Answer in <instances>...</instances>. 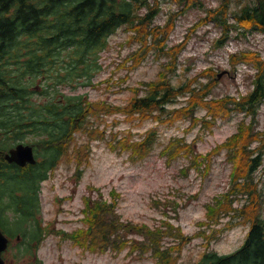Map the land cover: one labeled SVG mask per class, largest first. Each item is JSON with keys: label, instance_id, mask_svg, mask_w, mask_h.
Segmentation results:
<instances>
[{"label": "trees", "instance_id": "1", "mask_svg": "<svg viewBox=\"0 0 264 264\" xmlns=\"http://www.w3.org/2000/svg\"><path fill=\"white\" fill-rule=\"evenodd\" d=\"M171 1L183 3L182 9L169 14L164 25H157L155 19L160 13L159 0H0V109L5 110L6 101L24 99L20 95L23 90L11 84L1 63L17 42L27 55L28 76L35 79L43 75L53 84L62 85L78 78H90L87 61L93 63L96 60L109 34L126 27L132 33L131 41L138 45L137 51L132 52L127 60L128 71H133L153 50L164 52L177 18L199 2ZM228 3L229 0H222L216 8L208 10L201 21V24L214 23L223 28L219 44L227 40L230 28L244 34L253 31L264 33V0H250L249 4L243 6L235 16L236 24H231L227 17ZM185 43L169 49L172 61L167 71L160 73L155 81L141 82V86L133 91L141 89L145 94L132 98L125 105L100 102L83 105L78 98H68L65 102L56 100L42 106L46 115L41 112L45 116L39 119L36 118L41 115H35L36 110H33L28 112L25 120L15 121L8 117L0 121V212L3 210L1 205H4V208L17 214L11 227L21 229L20 225L28 224L29 235L28 242L24 241L18 250V263L6 264H42L36 256L42 238L40 221L35 217L39 210V185L62 157L75 163L74 179L80 180L83 171L80 167L89 161L90 143L93 145L95 141L105 140V130L98 123L93 125L92 118L100 122L109 116L121 115L130 124L152 121L165 126L187 121L190 129L199 125L202 130L212 132L217 119H227L234 113L243 114L250 122L242 119L236 132L207 155L196 153L195 142L189 143L178 137L166 144L161 155L166 157L167 165L183 156L187 158L190 164L184 170V175L190 169L201 171L204 168L203 171H208L213 158L222 152L232 165L228 192L220 204L215 203L216 209L211 211L210 217L213 220L209 219L206 225L210 227L213 221L222 223L221 218L224 217L231 221L222 224L220 229H212L208 235L201 231L196 236H203L209 249L224 231L237 225L248 226V232L242 245L234 252L219 255L208 250L196 264H264L263 204L259 181L255 176L260 168L264 173V131L256 128L258 109L264 101V60L253 52L230 55L232 70L239 63H247L257 69L252 89L238 97L208 98L217 84V74L212 69L206 71L210 73L209 82L201 87L192 86V82L176 87L170 81L169 75L176 71L177 55ZM70 47H73L74 62L68 63L66 68L59 65L56 58ZM62 69L65 71L60 73ZM43 91L48 92L46 88ZM55 95L57 93L53 92ZM180 98L184 99L183 104L174 106ZM198 111H204L202 118H198ZM27 128L39 135L45 132L49 136L35 144L45 150L48 157L35 166L19 169L5 163L3 151L11 141L16 140L17 134ZM76 132L87 138V144L71 145L75 141L73 133ZM10 134L12 138L8 137ZM112 139H115L114 135ZM131 139L132 135L128 133L123 140L116 142V147L119 152H128L132 162L141 161L152 153L158 133L152 128L140 140ZM235 202L240 205L234 206ZM83 213L82 227L66 233L58 230V234L96 254L107 251L119 254L127 249L130 255L136 252L140 257L153 256L155 264H178L183 248L194 239L168 223L148 228L124 221L117 212L115 200H88Z\"/></svg>", "mask_w": 264, "mask_h": 264}, {"label": "rangeland", "instance_id": "2", "mask_svg": "<svg viewBox=\"0 0 264 264\" xmlns=\"http://www.w3.org/2000/svg\"><path fill=\"white\" fill-rule=\"evenodd\" d=\"M221 1L199 0L186 9L177 18L164 52L158 53L153 50L133 71H128L127 60L132 52L137 51L138 45L131 41L132 33L126 27H120L106 37V45L99 51L93 63L87 61L88 67H78H87L86 69L90 70L88 71V74H91L90 78H78L72 83L62 85L53 84L43 75L35 79L28 76L27 55L17 42L16 46L3 57L1 63L2 70L11 80V84L24 91V100L5 102V110L0 115V121L8 117L18 121L19 114L28 117V112L33 110H36L35 115H41V112L46 115V110L42 106L56 100L65 102L68 98H78L83 105L99 102L125 105L132 98L145 94L141 89L138 92L133 91L134 88L141 86V82L155 81L160 73L167 71L172 61L169 49L185 41L184 48L177 55L176 71L169 75L173 85L177 87L181 83L192 82V86L201 87L209 82L210 73L206 71L212 69L216 74H224L217 80L208 98L219 99L246 94L253 87L257 69L244 63L236 65L232 70L229 56L253 52L264 60V33L253 31L244 34L230 28L227 41L219 45L223 28L214 23L201 24V21L208 10L216 8ZM159 2L160 13L155 20L157 25L166 23L169 14L183 7V3L171 0ZM249 3L250 0H229L227 17L231 24H236V14ZM192 28L194 29L191 31ZM56 59L59 65L67 68L68 63L74 62L73 47L62 51ZM64 71L62 69L60 73ZM46 84L49 86L45 87ZM45 88L49 93H44ZM53 92L57 93V96L54 97ZM183 102L184 99L180 98L174 106H180ZM204 114V111L197 112L198 118H202ZM242 119L250 122L249 118L240 113H234L227 119H217L212 132H208L202 130L199 125L188 128L190 124L187 121L165 126L152 121L130 124L125 122L121 115L109 116L100 122L92 118L93 125L98 123L100 128L105 130V140L95 141L93 145L90 143L89 161L80 167L83 170L80 180L74 179L75 163L67 161V157H62L54 169L48 171L47 178L40 183L39 210L35 217L40 221L42 238L36 251L37 258L42 264H155L153 256L140 257L136 252L130 255L127 249L119 254L110 251L96 254L80 248L73 241L58 234V230L66 233L82 227V218L85 217L83 211L87 208V201L97 199L107 202L115 200L117 212L124 221L148 228L168 223L180 228L184 235L194 237L183 248L178 264H196L208 250L219 255L235 251L244 240L248 226L237 225L224 231L209 249L206 247L205 238L201 235L196 236L201 231L208 235L212 229H220L222 224L231 221L224 217L221 218L222 223L213 221L210 227L206 225L211 217V211L216 209L215 203L220 204L228 192L232 165L227 162L224 153L213 158L208 171H203L204 168L201 171L190 169L186 175L184 170L190 164L187 158L183 156L167 165L166 157L161 154L166 144L172 138L178 137L189 143L195 142L196 153L205 156L212 148L234 134ZM256 123L257 130L264 131V101L259 106ZM152 128L157 130L158 141L148 157L132 162L128 152H119L116 147L117 141L123 140L128 133L132 135L131 141H138ZM112 135L115 139H112ZM8 137L12 138L13 135L10 134ZM48 137L46 133L39 135L31 128L25 129L5 150L19 142L35 145ZM73 137L75 141L72 146L87 144V138L81 136L79 132L73 133ZM36 154L39 161L48 157L47 153L38 147ZM255 176L259 181L264 218V173L261 168L256 171ZM239 205V202L234 203V206ZM1 206L3 210L0 212V229L8 237L9 234H13L10 235V248L4 256L7 262L13 263L17 262L16 257L23 240L29 239L28 224L21 226V229L12 228L11 224L18 216L4 208V205Z\"/></svg>", "mask_w": 264, "mask_h": 264}, {"label": "water", "instance_id": "3", "mask_svg": "<svg viewBox=\"0 0 264 264\" xmlns=\"http://www.w3.org/2000/svg\"><path fill=\"white\" fill-rule=\"evenodd\" d=\"M221 74L219 75V77ZM4 159L9 164H16L19 167L28 165H35L36 159L34 157L33 148L29 145L18 144L4 154ZM8 238L0 230V264H5L2 253L7 249Z\"/></svg>", "mask_w": 264, "mask_h": 264}]
</instances>
